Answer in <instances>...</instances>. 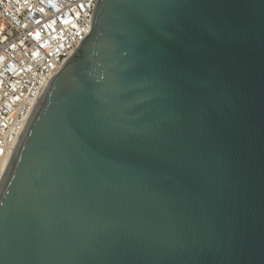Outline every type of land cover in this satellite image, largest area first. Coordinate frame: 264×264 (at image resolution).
I'll use <instances>...</instances> for the list:
<instances>
[{
    "label": "water",
    "instance_id": "water-1",
    "mask_svg": "<svg viewBox=\"0 0 264 264\" xmlns=\"http://www.w3.org/2000/svg\"><path fill=\"white\" fill-rule=\"evenodd\" d=\"M91 32L0 183V264H264V0H99Z\"/></svg>",
    "mask_w": 264,
    "mask_h": 264
},
{
    "label": "built area",
    "instance_id": "built-area-1",
    "mask_svg": "<svg viewBox=\"0 0 264 264\" xmlns=\"http://www.w3.org/2000/svg\"><path fill=\"white\" fill-rule=\"evenodd\" d=\"M99 0H0V179L51 80L89 35Z\"/></svg>",
    "mask_w": 264,
    "mask_h": 264
},
{
    "label": "flooded vegetation",
    "instance_id": "flooded-vegetation-1",
    "mask_svg": "<svg viewBox=\"0 0 264 264\" xmlns=\"http://www.w3.org/2000/svg\"><path fill=\"white\" fill-rule=\"evenodd\" d=\"M94 22H95V18H94ZM94 25L95 24L93 23V29H92L91 35L95 32ZM86 45L87 44H85L84 42L82 43V45L75 51V53L71 56V58H69V60L63 65L61 71L68 65L72 68H75L76 66H78L79 63L85 62L88 60Z\"/></svg>",
    "mask_w": 264,
    "mask_h": 264
},
{
    "label": "bare ground",
    "instance_id": "bare-ground-1",
    "mask_svg": "<svg viewBox=\"0 0 264 264\" xmlns=\"http://www.w3.org/2000/svg\"><path fill=\"white\" fill-rule=\"evenodd\" d=\"M9 166V165H8ZM4 177H2L1 179H0V183H1V181H2V179H3Z\"/></svg>",
    "mask_w": 264,
    "mask_h": 264
}]
</instances>
